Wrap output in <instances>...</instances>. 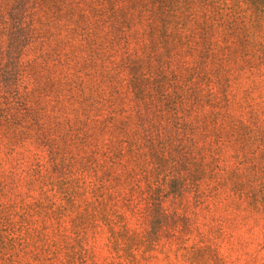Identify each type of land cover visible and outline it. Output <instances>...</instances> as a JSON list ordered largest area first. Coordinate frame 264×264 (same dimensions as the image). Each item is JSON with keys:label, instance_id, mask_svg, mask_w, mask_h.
<instances>
[{"label": "rangeland", "instance_id": "rangeland-1", "mask_svg": "<svg viewBox=\"0 0 264 264\" xmlns=\"http://www.w3.org/2000/svg\"><path fill=\"white\" fill-rule=\"evenodd\" d=\"M218 5L255 31L244 44L255 56L227 59L223 73L210 65L204 79L185 65L177 69V85L199 94L194 101L185 93L184 101L195 144L182 196H174L172 181L167 192H155L169 220L153 224L154 237L146 215L121 202L117 175L124 177L126 158L115 157L106 137L87 148L73 142L65 101L51 91L52 80L74 65L58 45L62 27L41 12L25 15L30 42L12 111L18 127L0 133V264H264V17L233 0ZM19 33L0 19V49L16 46ZM90 146L97 147L95 196L82 169Z\"/></svg>", "mask_w": 264, "mask_h": 264}, {"label": "trees", "instance_id": "trees-1", "mask_svg": "<svg viewBox=\"0 0 264 264\" xmlns=\"http://www.w3.org/2000/svg\"><path fill=\"white\" fill-rule=\"evenodd\" d=\"M233 1L264 17V0ZM218 2L0 0V19L20 31L16 46L0 49V133L8 137L15 133L13 125L18 127L13 108L22 97L19 59L30 42L24 17L41 12L52 25L62 27L64 39L58 45L65 51L66 64L74 62L51 82V91L65 101L61 108L68 109L73 142L87 148L106 137L116 149L115 157L126 158L121 165L126 168L124 177L117 175L121 202L131 211L144 213L150 223L148 233L157 236L153 224L167 225L169 215L155 192L164 188L167 192L172 181L178 182L174 196H182L191 169L187 153L195 144V126L186 116L189 108L184 101L187 93L194 101L199 94L197 88L184 90L177 85L173 80L177 69L185 65L184 71L204 79L210 65L223 73L227 59L255 56L244 45L255 31L245 20H235L241 14L222 15ZM118 66L126 70L123 80ZM96 148L85 149L82 158L94 196ZM141 180L145 188L140 187ZM141 201L146 202L143 208L138 205Z\"/></svg>", "mask_w": 264, "mask_h": 264}]
</instances>
